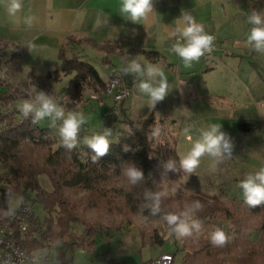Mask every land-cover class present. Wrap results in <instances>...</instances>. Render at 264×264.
Segmentation results:
<instances>
[{"label": "trees", "instance_id": "1", "mask_svg": "<svg viewBox=\"0 0 264 264\" xmlns=\"http://www.w3.org/2000/svg\"><path fill=\"white\" fill-rule=\"evenodd\" d=\"M256 3L264 8V0H256ZM81 45L92 46L102 53L104 64L109 63L108 56L119 48L117 44L97 45L91 40L69 36L59 50V71L43 79L31 75L30 86L39 88L48 84L49 80L55 82L70 76L74 96L82 94L83 88L88 86L94 93L92 95H96L90 96V99H105L101 95L108 81L99 77L90 58L73 53L74 48ZM145 55L150 61H155L153 53ZM111 77L120 78L123 87L128 90L124 76L119 77L112 71ZM4 83L0 81V85ZM28 99L23 91L11 87L0 93V224L7 223L14 214L27 219L38 233V238L22 237L17 221L11 222L9 227L14 235L12 242L28 256L41 254L60 243L73 249L91 251L106 228L103 223L86 218L89 209L97 207V198L104 203L109 214L118 205L123 209L122 212L118 210L123 221L120 224L111 221L108 228L121 229L131 225L135 218L145 220L147 227L138 232L141 243L161 247L168 238L176 251L182 254L183 264H247L245 258H264V239L259 238V232H264V205L250 207L244 200L225 203L216 197L187 196L180 189L165 191L164 183L175 179L177 166L170 146L167 143L155 144L151 135L157 124L153 113L136 122L124 113L122 104L126 99L115 102L111 98L114 109L123 118H104L103 129L96 133L103 132L105 128L111 129V145L108 154L93 163L91 156L94 153L84 143L85 138L93 134L85 126L81 128L77 147L69 151L62 145L55 128H41L38 123H32L31 116L25 119L18 111L19 102ZM82 103H85L84 98ZM124 145L130 146L132 151H123ZM31 148L42 151L44 156L40 160H31L28 154ZM170 161L172 169L166 167ZM128 164H134L144 173L143 180L136 185L122 176V169ZM41 176L48 179L50 192L41 187L38 180ZM69 190L83 191L87 197L71 201L67 193ZM157 194L159 207L154 211ZM13 197L21 200L14 211L10 208ZM196 202L200 203V208H196ZM34 205L41 206L44 213L42 220L32 212ZM24 207L30 209L29 215L23 214ZM169 214L177 215L190 227L194 222L199 223L200 228L191 227V236L178 237L172 230L173 226L164 219ZM247 216L257 217V230L246 235L255 234L259 242L244 239L249 229ZM78 226L85 228V239L76 235ZM217 227L230 237L224 247H214L210 243V233Z\"/></svg>", "mask_w": 264, "mask_h": 264}, {"label": "rangeland", "instance_id": "2", "mask_svg": "<svg viewBox=\"0 0 264 264\" xmlns=\"http://www.w3.org/2000/svg\"><path fill=\"white\" fill-rule=\"evenodd\" d=\"M255 4L256 11L264 15V8L259 7L256 0ZM220 11H225L230 15L229 28H231L233 39L223 43V50L217 48V59L209 62L201 58L198 61L203 64L201 70L196 66L187 69L184 64H176V62H172V66H168L167 63L156 65L164 71L168 78L169 94L154 109H150L147 97L138 91L139 80H136L132 92L124 102V113L136 122L151 113L154 114L157 122L154 129H159V135L154 137L155 144L167 143L172 150L171 155L177 166L175 179L164 183L166 192L180 189L187 196L216 197L220 201L228 203L229 200H243L242 190L238 187L239 182L246 174L264 166V55L255 53L246 44V37L251 27L247 22V16L253 11L251 3L247 1L244 6L233 3L226 9L221 8ZM151 41L147 37L145 39L137 38L125 55L108 56V64H104L102 61L104 55L91 46H77L73 53L90 58L99 77L105 81L108 69H114L110 71H115L117 76L123 77L121 69L131 59L142 61V55L137 49L148 47ZM225 50L230 54L237 53L239 57H227ZM209 69L212 70L206 72ZM0 76L2 81L7 79L3 73ZM67 78L62 77L60 81L55 82L52 80L50 83L54 85L53 88L50 84L39 88L33 86L26 88L20 84L22 87L18 88L23 91V94L28 95V100L32 99L39 91H44L51 95L54 101L64 107L66 111L82 112L88 121L84 126L91 134L103 129L104 118L115 119L118 117L116 116L118 115L117 109H114L115 104L111 98L106 97L101 101L90 99V96L96 95H92L94 93L87 86L80 94L85 100V103H82L80 95H73L71 79ZM188 84L195 90L188 87ZM181 85L191 89V91L189 90L191 96H184V93H181L180 90H186L182 89ZM10 86L8 83L7 86L1 85L0 92L7 91ZM38 124L41 128H52L48 120L40 121ZM212 124H221V131L226 133L230 143L233 144L231 158H228L227 153H224L222 157L205 155L201 158L195 173L189 175L180 167V160L190 151L193 143L201 138L202 132L207 131ZM28 154L31 160H40L44 156V153L36 148H31ZM38 180L43 189L51 191V185L45 176L39 177ZM67 193L71 201L87 197L86 193L80 190H69ZM96 201L97 207L89 209L86 218L96 223H103L106 228L102 236L96 240L93 249L85 252L60 243L43 252L39 257L38 264H116L120 262L146 264L160 253L174 254L172 264H183L181 262L182 254L176 251L172 240L167 238L161 247L150 243L145 245L141 243L138 232L147 227L148 223L145 220L135 218L131 225L123 226L121 229L111 230L108 228L111 221L115 224H120L123 221V217L120 215L123 209H120L121 205H118L116 210L109 214L106 212L104 203L99 202L97 198ZM117 202L119 201L117 200ZM20 203L19 198L13 197L10 201V208L14 211ZM32 208L34 215L42 220L44 213L41 206L34 205ZM118 210L121 212L119 213ZM247 218L249 229L245 233L244 239L259 242L255 234L246 235L250 231L256 232L257 217L247 216ZM77 229L76 235L85 239V228L78 226ZM33 238H38L37 232ZM259 238L264 239V232H259ZM177 246H180L179 242ZM35 256H39V254H35ZM245 260L247 264H264V258H245Z\"/></svg>", "mask_w": 264, "mask_h": 264}, {"label": "crops", "instance_id": "3", "mask_svg": "<svg viewBox=\"0 0 264 264\" xmlns=\"http://www.w3.org/2000/svg\"><path fill=\"white\" fill-rule=\"evenodd\" d=\"M247 1L256 11L255 0H234V2L232 0H154V12L147 21H141L139 24H134L121 16L119 0H24L23 12L17 18L9 17L3 4L0 3V54L4 58V64L0 65V74L3 73L8 79V81L4 80L6 86L8 83L10 87L22 91L18 87H29L31 75L43 79L59 71V50L69 36L91 40L97 45L117 44L119 48L112 55H125L137 38L147 37L152 40L148 47L137 49L142 55L143 60L139 61L142 65L167 63L168 66H172V62L183 64L180 58L171 51L174 40L169 38V32L175 26V19L182 11L189 12L197 23L204 26L206 32L215 37L216 50L217 48L223 50V43L232 40L233 36L229 28L230 15L225 11L221 12L220 9H226L233 3L244 6ZM25 15L35 18L31 28L23 23ZM101 20H108V26H98V21ZM29 44L34 46L31 52L28 48ZM16 45H21L22 50L14 51L12 47ZM216 50L214 59L209 62L217 59ZM149 52L155 55V61H150L146 57L145 54ZM225 55L239 57L237 53L230 54L227 50H225ZM193 66L199 70L203 69L201 62H194L191 67ZM110 70L108 69L105 82L112 75ZM121 72H123L122 69ZM259 75L262 77L261 74ZM123 76L131 93L136 80L131 75L123 73ZM0 81H2L1 76ZM50 82L52 80H49L48 84L53 88L54 85ZM188 87L195 90L189 84ZM188 87L182 86V89L186 90H180L184 96H191V89ZM116 113L118 114V111ZM111 114L116 115L113 112ZM116 116H121V114ZM162 254L166 253H160ZM41 255L42 253L39 254Z\"/></svg>", "mask_w": 264, "mask_h": 264}, {"label": "clouds", "instance_id": "4", "mask_svg": "<svg viewBox=\"0 0 264 264\" xmlns=\"http://www.w3.org/2000/svg\"><path fill=\"white\" fill-rule=\"evenodd\" d=\"M9 17L17 18L23 12L24 0H0ZM154 0H119V12L128 21L139 24L147 21L154 12ZM34 17L25 15L23 23L31 28L34 24ZM247 22L251 26L246 37V44L257 54L264 55V15L253 10L247 16ZM98 26H108V20L98 21ZM169 38L174 40L171 51L174 52L184 66L191 67L194 62H198L205 55L211 54L215 37L205 31L202 24L197 23L196 19L187 11H182L180 16L175 19V26L169 32ZM33 45L29 44L31 52ZM125 75L133 76L134 80H139L138 91L148 99V107L154 109L159 102H162L169 94L168 78L164 71L154 64L142 65L137 59L131 61L122 69ZM18 111L26 119L31 116L32 123L48 120L50 127L57 130L62 145L69 151L75 149L78 144V137L82 126L88 123L82 112L75 110L66 111L54 101L51 95L44 91H39L32 99L24 100ZM111 129L105 128L103 132L93 134L85 138L87 145L94 155L91 156L93 163L100 161L108 154L111 142ZM153 137L159 135V129H154L151 133ZM233 144L230 143L226 133L221 131V124L210 125L207 131L202 132L201 138L196 140L190 151L180 160V167L189 175L195 173L200 165V160L205 155L212 157H222L227 153L231 158ZM123 151H132L130 146L124 145ZM167 168L172 169L170 161ZM122 174L128 182L136 185L144 178L142 169L134 164L123 167ZM238 187L242 190L244 203L250 207L264 205V166L254 172H250L239 182ZM156 207H159V195L155 197ZM196 208H200L196 202ZM168 225L173 226V231L178 237H188L192 235L191 227L199 230V223L194 222L190 227L187 222L181 220L175 214L164 217ZM230 237L224 230L217 227L210 233V243L214 247H224L228 244Z\"/></svg>", "mask_w": 264, "mask_h": 264}, {"label": "built area", "instance_id": "5", "mask_svg": "<svg viewBox=\"0 0 264 264\" xmlns=\"http://www.w3.org/2000/svg\"><path fill=\"white\" fill-rule=\"evenodd\" d=\"M22 46L14 47V51H21ZM216 48L213 45L211 54L205 55L202 59L210 61L214 59V52ZM4 64V58L0 54V65ZM1 72V71H0ZM121 79L118 77H111L107 82L105 92L102 93V98H112L113 101L119 102L126 99L130 92L126 88L123 89ZM23 214L29 215L30 209L24 207ZM17 221V226L22 237L30 236L36 233L32 225L24 216L11 215L10 220L5 224H0V264H38L40 256H28L19 246L12 242L13 232L9 224ZM174 258L170 254H162L158 258L151 260L148 264H172Z\"/></svg>", "mask_w": 264, "mask_h": 264}]
</instances>
